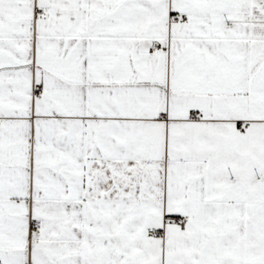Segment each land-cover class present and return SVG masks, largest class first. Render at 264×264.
<instances>
[{
    "label": "snow or ice",
    "instance_id": "obj_1",
    "mask_svg": "<svg viewBox=\"0 0 264 264\" xmlns=\"http://www.w3.org/2000/svg\"><path fill=\"white\" fill-rule=\"evenodd\" d=\"M0 264H264V0H0Z\"/></svg>",
    "mask_w": 264,
    "mask_h": 264
}]
</instances>
